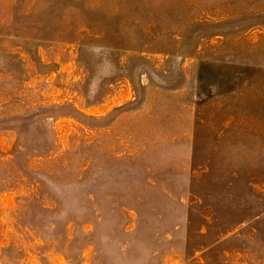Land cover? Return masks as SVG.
Listing matches in <instances>:
<instances>
[{"label":"rangeland","instance_id":"rangeland-1","mask_svg":"<svg viewBox=\"0 0 264 264\" xmlns=\"http://www.w3.org/2000/svg\"><path fill=\"white\" fill-rule=\"evenodd\" d=\"M0 264H264V0H0Z\"/></svg>","mask_w":264,"mask_h":264}]
</instances>
